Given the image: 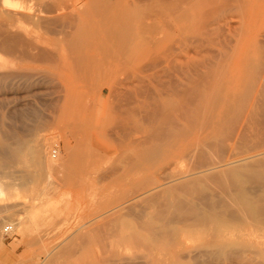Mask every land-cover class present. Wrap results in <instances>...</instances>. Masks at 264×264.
Segmentation results:
<instances>
[{
    "label": "rangeland",
    "instance_id": "1",
    "mask_svg": "<svg viewBox=\"0 0 264 264\" xmlns=\"http://www.w3.org/2000/svg\"><path fill=\"white\" fill-rule=\"evenodd\" d=\"M49 1L0 0V264H264V0ZM235 189L254 213L225 237L183 218Z\"/></svg>",
    "mask_w": 264,
    "mask_h": 264
},
{
    "label": "bare ground",
    "instance_id": "2",
    "mask_svg": "<svg viewBox=\"0 0 264 264\" xmlns=\"http://www.w3.org/2000/svg\"><path fill=\"white\" fill-rule=\"evenodd\" d=\"M43 1H44V0H43ZM48 1H49V0H48ZM49 2H50V1H49ZM44 3H45V2H44ZM99 3H100V2H99ZM104 3H105V2H104ZM107 3H108V2H107ZM47 4H48V3H47ZM54 4H55V3H54ZM23 6H24V5H23ZM106 6H107V5H106ZM43 7H44V6H43ZM22 8H23V7H22ZM41 8H42V7H41ZM41 8H40V9H41ZM42 9H43V8H42ZM35 10H36V8H35ZM45 10H46V9H45ZM45 10H44V11L42 10V11H43V12H46ZM40 11H41V10H40ZM102 11H103V10H102ZM11 13H12V12H11ZM16 13H17V12H16ZM18 13H19V12H18ZM12 14H13V13H12ZM19 15H21V14L19 13ZM23 16H24V15H23ZM29 18H30V17H29ZM39 18H40V17H39ZM3 24H4V23H3ZM5 25H6V24H5ZM87 26H88V25H87ZM3 28H4V27H3ZM10 28H11V27H10ZM5 29H6L7 31L9 30L7 27H6ZM27 29H28V28H27ZM79 29H80V28H79ZM28 30H29V29H28ZM7 31H5V30H3V29H0V36L3 37V39L5 38V40L9 42V40H11V38H10V36H9V34H10L9 31H10V30L8 31L9 34L7 33ZM11 31H13V30L11 29ZM17 31H18V30H17ZM32 31H33V30H32ZM78 31H79V30H78ZM34 32H35V31H34ZM26 33H27V34H26ZM26 33L21 34V36H22V35H25V36L27 35V36H26L27 39L23 38V40H24V39H25V40H31V39H28V38H30V35H28V32H26ZM78 33H79V32H78ZM80 33H81V32H80ZM16 34H17V32H16ZM94 34H95V33H94ZM79 35H80V34H79ZM16 36H17V35H16ZM71 36H72V35H70L69 37H71ZM13 38H14V35H13ZM15 38H16V37H15ZM20 38H21V37H19L17 40H18L19 42H22V43H23L22 46L24 47V45H25L24 43H28L29 41H28V42H27V41L25 42V40L23 41V40L20 39ZM31 38H32V37H31ZM73 38L75 39V37L73 36V37L71 38L72 40H70V41H69V39H68V41H69V43H70V46H72V49H73V50L75 49V51L72 50V52H73L74 54H78V53L80 54L81 51H82V49H81V48H78V45H79L78 42H77V44L74 45V43H76L75 40H74V43L72 44ZM15 40H16V39H15ZM38 40H39V39L36 40V43H35V39H34V40H33V41H34L33 44H31V41H30L28 44H26L25 49H23V50L25 51V54H24V55H25L26 57L29 56V53H31V51H32L33 49H35V46H36V45H37V47L40 49L39 46H40L41 44H40V43L38 44V42H39ZM76 40H77V39H76ZM78 41H79V40H78ZM0 42H1V39H0ZM2 42H3V40H2ZM14 42H15V41H14ZM84 42H85V41H84ZM6 43H7V42H6ZM1 44H2V43H1ZM3 44H4V42H3ZM3 44H2V45H3ZM9 44H10V42H9ZM81 45H82V44H81ZM16 46H17V45H16ZM16 46H15V47H16ZM74 46H75L78 50H80V51H77V49H76ZM86 46H87V45H86ZM86 46H85V47H86ZM18 47H19V46H18ZM18 47H17V48H18ZM45 47H48V46H45ZM73 47H74V48H73ZM26 49H27V50H26ZM2 50H3V49H1V51H2ZM11 50H12V49H11ZM13 50H15V49H13ZM40 50H41V49H40ZM40 50H38V51H40ZM48 50H50V49H48ZM15 51H17V49H16ZM29 51H30V52H29ZM43 52H44V51H43ZM49 52H50V51H48L47 53H49ZM8 53H9V52H8ZM13 53H14V52H13ZM13 53H12V54H13ZM22 53H24V52H22ZM47 53H46V51H45V54H43V53L41 52V53H40V56L37 55L36 57H37V58H39V57H41V58H47V55H48L49 58H53V59H54L53 56H52V57L49 56V55L52 54V51H51V54H47ZM12 54H11V55H12ZM26 54H27V55H26ZM82 54H83V53H82ZM32 57H33V56L31 55V57H29V58H32ZM36 57H35V58H36ZM33 58H34V57H33ZM262 73H263V72H262ZM215 74H216V73H215ZM211 75H212V74H211ZM261 76H262V75H261ZM6 78H7V77H6ZM218 78L220 79V77H218ZM204 79H205V78H204ZM207 82H208V81H207ZM218 82H219V80H218ZM211 83H212V81H211ZM209 85H210V83H209ZM212 87H213V85H212ZM224 87H225V86H224ZM251 87H252V86H250L249 90L251 89ZM197 88H198V87H197ZM205 88H206V87H205ZM216 88L218 89V87H216V85H215V89H216ZM188 89H189V88H188ZM213 89H214V88H213ZM219 89H220V88H219ZM252 89H253V87H252ZM200 90H201V89H200ZM263 90H264V89H263ZM215 91H216V90H215ZM223 91H224V90H223ZM223 91H222V92H223ZM208 92H209V91H207V93H208ZM212 92H213V91H211V95H212ZM219 92H221V90L218 91L217 94H218ZM213 93H214V92H213ZM250 93H251V92H250ZM255 93H256V92H255ZM262 93H263V92H262ZM262 93H261V94H262ZM203 94H204V92H203ZM217 94H216V95H217ZM232 94H233V93H232ZM258 94H259V93H258ZM263 94H264V93H263ZM182 95H183V94H182ZM208 95H210V94L208 93ZM216 95H215V96H216ZM204 96H205V94H204ZM212 96H213V95H212ZM215 96H214V97H215ZM220 96H222V95H220ZM229 96H230V95H229ZM252 96H253V95H252ZM259 96H260V94H259ZM259 96L256 95L255 97H259ZM209 97H211V96H208V100H209ZM246 97H247V96H246ZM248 97H249V96H248ZM184 98H185V97H184ZM231 98H233V97H230V99H231ZM241 98H242V97H241ZM211 99H212V101L216 102L215 99L213 100L212 97H211ZM216 99H217V98H216ZM222 99H223V98H222ZM222 99H221V100H222ZM244 99H245V98H244ZM244 99H243V100H244ZM263 99H264L263 95H262V99H261V96H260V101L263 100ZM181 100H182V99H181ZM208 100H207V102H208ZM221 100H220V101H221ZM258 100H259V99L257 98V101H258ZM220 101H219V102H220ZM260 101H259V102H260ZM184 102H185V100H184ZM184 102H183V103H184ZM186 102H189V101H186ZM199 102H200V101H199ZM207 102H206V103H207ZM217 102H218V101H217ZM230 102H231V100H230ZM259 102H258V103H259ZM208 103H209V102H208ZM220 103H221V102H220ZM262 103L264 104L263 101H262ZM217 104H218V103H217ZM255 104H256V102H255ZM255 104H254V105H255ZM259 104H260V105H259L260 107L257 106L258 109H256L257 107L255 108V110H257L256 112H257L258 114H256V112H254V111H252L251 114H253V115L256 114L255 116H257V117L259 116V118H260V116L262 117V115H263L264 113L262 112V114H259V113H261V110H260L259 108H261V109L263 110V109H264V106H263V108H262V107H261V103H259ZM191 105H192V104H191ZM206 105H207V104H206ZM211 105L214 106V104H211ZM215 105H216V104H215ZM244 105H245V104H244ZM256 105H258V104H256ZM256 105H255V106H256ZM185 106H186V105H185ZM198 106L200 107V105H198ZM232 106H233V105H232ZM248 106H249V105H248ZM248 106H247V108H248ZM183 107H184V105H183ZM188 107H189V105H187V108H188ZM199 107H197V109H198ZM209 107H210V106H209ZM214 107H215V106H214ZM202 108H203V110H201L202 112L198 110L199 113H201L200 116L202 115V116H201L202 121L197 120V123H198V122H202V125H201V123L198 124L199 127H200V125H201V126L204 125V127H205V125L208 124L207 121H206V122H207L206 124L203 123V120H204V122H205V119H208V118H206L207 115L204 117L205 114H204V115L202 114L203 112H205V109H204L205 107H202ZM207 108H208V107H207ZM234 108H235V107H234ZM251 108H253V107H251ZM253 109H254V108H253ZM253 109H251V110H253ZM176 110H177V109H176ZM211 110H213V109H211ZM251 110H250V111H251ZM185 111H186V110H185ZM195 111L197 112L196 109H195ZM207 111H208V113H207ZM207 111H206V113L209 114L210 111H209L208 109H207ZM228 111H229V110L227 109L228 116H230L231 114H230V112H228ZM245 111H246V110H245ZM169 112H170V111H169ZM193 112H194V111H193ZM196 112H195V113H196ZM170 113H171V112H170ZM185 113H186V112H184V114H185ZM215 113H216V112H215ZM227 113H226V114H227ZM234 113H235V112H234ZM234 113H233V114H234ZM236 113H237V112H236ZM239 113L242 114V113H246V112H239ZM168 114H169V113H168ZM189 114H190V112H189ZM196 114H197V113H196ZM196 114H194V115H196ZM212 114H213V113H212ZM226 114L224 113V115H223L224 118L226 117V116H225ZM229 114H230V115H229ZM247 114H250V113H247ZM247 114H246V115H247ZM165 115L167 116L166 113H165ZM253 115H252V116H253ZM169 116H170V114H169ZM169 116H168V117H169ZM185 116H186V115H185ZM198 116H199V115H198ZM198 116L196 115V118H197ZM209 116H210V114L208 115V117H209ZM211 116H212V115H211ZM220 116H221V115H220ZM228 116H227V119H228ZM239 116H242V115H239ZM250 116H251V115H250ZM250 116H245V117L248 119V120H247V123H245L246 125H244V127H243L242 124H241V123H243V122H241V123L239 124V126H242L243 128H242V127H240V128H242V129H244V130H247V129H245V126H246V128L249 127V126H248V123H249L248 121H249ZM252 116H251V117H252ZM263 116H264V115H263ZM168 117H167V119H169ZM171 117H172V114H171ZM174 117H175V116H174V114H173V118H174ZM186 117H187V116H186ZM202 117H204V118H202ZM212 117L215 118V115L212 116ZM212 117H211V118H212ZM236 117H238V116H236ZM243 117H244V114H243L242 117H240V119H242ZM245 117H244V119H243V121L245 120L244 122H246ZM248 117H249V118H248ZM257 117H255V118H251V119H252V122H253L252 124H254L255 122H257V123L260 122L259 124L261 125V124H262V123H261L262 120H261V121L257 120ZM175 118H176V117H175ZM175 118H174V119H175ZM198 118H199V117H198ZM209 118H210V117H209ZM262 118H263V117H262ZM262 118H261V119H262ZM176 119H177V118H176ZM183 119H184V118H183ZM230 119H231V116H230ZM233 119H234V120H232V122H233L232 124H230V125L228 126V123H227V127L224 128V132H223V134L220 132V134H222V136L219 135V133H218V135L220 136L221 139H223L224 141H226V144H227V141H228V140H229V141H232V140H233V141H235V142H238L237 145L239 146V144H240L239 142L242 141L241 144H242V147H244L243 143H245V141L240 140V139H241V131L238 130L239 128H238V125L236 124V123H238V122L235 120V118H233ZM237 119H238V118H237ZM253 119L255 120V122H254ZM194 120H195V118H194ZM211 120H212V122H213V118H212ZM222 120H223V119H222ZM263 120H264V118H263ZM186 121H187V118H186ZM219 121H220V120H219ZM234 121H236V122H234ZM180 122H181V121H180ZM215 122H216V121H215ZM169 123H170V122H169ZM210 123H211V122H210ZM210 123H209V124H210ZM223 123H224V122H223ZM223 123H222V124H223ZM263 123H264V122H263ZM159 124L161 125V123H159ZM170 124H171V123H170ZM176 124H177V123H176ZM181 124H182V123H181ZM181 124H180V125H181ZM193 124H194V123H193ZM193 124H192V125H193ZM222 124H221V125H222ZM196 125H197V124L195 123L194 127H195ZM211 125H212V124H211ZM217 125H218V124H217ZM236 125H237V126H236ZM173 126H174V125H173ZM198 126H197V127H198ZM224 126H225V125H224ZM252 126H253V125H252ZM256 126L259 127L258 124H256ZM176 127H177V125H176ZM179 127H180V126H179ZM192 127H193V126H192ZM199 127H198V129H199ZM210 127H211V126H210ZM254 127H255V126H254ZM262 127L264 128V125L260 126V128H259V129H256V130H259V132H260V130L263 129ZM159 128H161V126H160ZM180 128H181V127H180ZM190 128H191V127H190ZM200 128H202V127H200ZM207 128H208V127H207ZM163 129H164V128H163ZM182 130H183V129H182ZM185 130H187V129H185ZM190 130H191V129H190ZM196 130H197V129H196ZM225 130H226V131H225ZM244 130H243V132H242L243 135H244V134L247 135V134H246V131H244ZM256 130H255V131L252 130V131H254V132H252V133H254V137L260 136V134H261V132H262V131H261V132L259 133V132H256ZM157 131H158V130H157ZM164 131H165V130H164ZM201 131H202V130H201ZM222 131H223V130H222ZM168 132H169V131H168ZM194 132H195V131H194ZM198 132H199V131H198ZM244 132H245V133H244ZM184 133H186V132L184 131ZM255 133L258 134V135H255ZM153 134H154V133H153ZM169 135H172V133L169 134ZM215 136H216V135H215ZM219 136H218V138H219ZM261 136H263V135H261ZM261 136L258 137L257 139L255 138V141H254V140H253V141L256 143L257 141H259V140L261 139ZM252 137H253V136H252ZM161 138H162V137H161ZM173 138H175V137L173 136ZM173 138H172V139H173ZM212 138H213V137H212ZM215 138H217V136H216ZM234 138H236L237 140H236V139L234 140ZM245 138H246V137H245ZM259 138H260V139H259ZM157 139H158V138H157ZM159 140H160V139H159ZM219 140H220V139H219ZM223 140H222V143H223ZM244 140H247V139H244ZM161 141H162V140H161ZM217 141H218V140H217ZM233 141H232V142H233ZM253 141H252L251 144L256 146L257 143L254 144ZM246 142L249 143V141H246ZM260 142H261V141H260ZM262 142H263V141H262ZM204 143H205V142H204ZM216 143H217V142H216ZM224 143H225V142H224ZM258 143H259V142H258ZM21 144H23V143H21ZM199 144H200V142H199ZM199 144H198V145H199ZM241 144H240V145H241ZM245 144H246V143H245ZM251 144H249V146H250ZM259 144H260V143H259ZM163 145H164V144H163ZM231 145H232V146H234V145L236 146V144H232V143H231ZM175 146H176V145H175ZM238 146H237V147H238ZM255 146H250V147H251V148L254 147L253 149H255ZM257 146H258V145H257ZM263 146H264V145H263ZM228 147H229V146H228ZM228 147H227V148H228ZM245 147H248V146L245 145ZM239 148H240V147H239ZM251 148H250V149H251ZM4 149H5V148H4ZM40 149H41V148H40ZM232 149H233V148H232ZM234 149H235V148H234ZM234 149H233V150H234ZM242 149L244 150L245 153H249V155H248V154H247V155L251 157V155H250V153H251L250 150L247 151V150H246L247 148H246V149L242 148ZM248 149H249V148H248ZM260 149H262V148H260ZM260 149H259V148H258V149H255V151L257 152V150H260ZM6 150H7V149H6ZM229 150H230V149H229ZM243 150H242L241 152H243ZM213 151H214V150H213ZM239 151H240V150H239ZM239 151H238V152H239ZM246 151H247V152H246ZM55 152H56V153H55ZM244 152H243V154H245ZM252 152H253V151H252ZM261 152H262V151H261ZM6 153H7V152H6ZM189 153H190V152H189ZM231 153H232V152H231ZM239 153H240V152H239ZM158 154H160V153H158ZM207 154H208V153H207ZM260 154H261V153H260ZM52 156H53L54 158H57V157H58V150H57V149L53 150V155H52ZM157 156H159V155H157ZM221 156H222V154H221ZM230 156H231V155H230ZM230 156H228V159H230V158H229ZM234 156H235V155H234ZM238 156H239V155H238ZM248 156H246V157L250 159V157H248ZM255 156H256V155H255ZM257 156H258V155H257ZM7 157H8V156H7ZM206 157H207V155H206ZM252 157H253V156H252ZM8 158L11 159L10 156H9ZM50 158H51V157H50ZM58 158H59V157H58ZM247 158H246V160H247ZM184 159H185V158H184ZM197 159H198V158H197ZM207 159H208V158H207ZM243 159H244V158H243ZM243 159H242V160H243ZM54 160H55V159H54ZM190 160H191V159H190ZM216 160H217V159H216ZM240 160H241V159H240ZM242 160H241V161H242ZM12 161H13V160H12ZM195 161H196V160H195ZM207 161H208V160H207ZM237 161H238V160H237ZM237 161H235V162H237ZM54 162H56V160H55ZM220 162H221V161H220ZM222 162H224V161H222ZM222 162H221V163H222ZM225 162H226V161H225ZM225 162H224V164H221V165H225ZM130 163H131V162H130ZM133 163H134V162H133ZM203 163H205V162H203ZM207 163H208V162H207ZM213 163H215V161H214V162H210V165H213ZM229 163H230V162H229ZM229 163H228V164H229ZM216 164H217V168L220 167L219 160L217 161ZM231 164H232V162H231ZM204 165H206V164H204ZM204 165H202V166L204 167ZM218 165H219V166H218ZM229 165H230V164H229ZM234 165H237V164H234ZM3 166H4V165H3ZM195 167H196V165H195ZM221 167H224V166H221ZM229 167H230V166H229ZM198 168H199V167H198ZM211 168H212V167H211ZM217 168H215V169H217ZM230 168H231V167H230ZM234 168H235V167H234ZM234 168H233V169H234ZM209 169H210V168H209ZM236 169H237V168H236ZM236 169H235V170H236ZM239 169H240V168H239ZM212 170H214V168H213ZM231 170H232V169H231ZM235 170H234V171H235ZM241 171H242V170H241ZM245 171H246V170H245ZM258 171H259V170H258ZM187 172H188V171H187ZM198 172H201V171L198 170ZM198 172L196 171L197 174H198ZM211 172H212V171H211ZM220 172H221V171H220ZM236 172H237V171H236ZM236 172H235V173H236ZM160 173H161V172H160ZM191 173H192V174H191ZM214 173H215V172H214ZM248 174L251 175V172L248 173ZM248 174H247V175H248ZM165 175H166V174H165ZM187 175H189V174H187ZM190 175H193V170H192V172H190ZM190 175H189V177H190ZM198 175H199V174H198ZM252 176H253V175H252ZM262 176H264V174H263ZM162 177H163L162 179H164V176H162ZM191 177H192V176H191ZM193 177H194V175H193ZM260 177H261V176H260ZM262 178H263V177H262ZM176 179H177V178H176ZM191 179H192V178H190V179L188 180V182L191 181ZM200 179H201V178H200ZM212 180H213V179H212ZM255 181H256V180H255ZM204 182H205V181H204ZM236 182H237V181H236ZM217 183H218V182H217ZM234 184H236V183L234 182ZM241 184H242V182H241ZM1 186H2V185H1ZM185 187H186V185L184 186V188H185ZM188 187H190V186H188ZM191 187H192V186H191ZM216 187H217V186H215V188H216ZM234 188H235V187H234ZM254 188H255V187H254ZM263 188H264V184H263ZM157 189H158V192H157ZM162 189H164V188H163V186H162V184H161V185H156V186H154V187L151 188V189L149 188L147 192H149V193H150V192H153L154 195H155V193H157V195H159L161 192H162V193L164 192ZM194 189H195V188H194ZM255 189H256V188H255ZM184 190H185V189H184ZM186 190H188V189H186ZM190 190H191V188H190ZM224 190H225V189H224ZM257 190H258V188H257ZM257 190H255V191H257ZM262 191H263V190H262ZM0 192H3V188H1V187H0ZM186 192H187V191H186ZM189 193H190V192H189ZM223 193H224V196H223V198H221L222 200L219 202V203H220V206H219V203H218L217 205H216V204H215V205L213 204V207H212V205H211L212 208L210 209V211L207 212V213H204L205 215H203V216H201V217H199V215H200V214H198L199 211H197V213H195L194 211L191 212V213H193V214H191L192 216H194L195 214H197V215H195V217L189 216L190 211H189V210H188V211L185 210L184 207L181 205V207H180V211H181V213H183L185 216L187 215V217L184 216L183 218L188 219V217H190L191 219H193V221L190 220V219L188 220V221H191L190 223H192V226H193L194 224H195L196 226H197V225H198V226H200V225H203V226H204V224H206V223L209 224L208 222H210V224H212V225L214 226L213 229H215L217 232L219 231V233H220L221 231L223 232V231H224V230H223V229H224L223 227H225V224L222 223L221 221H219V220H221V219H225V218H227V217L230 218V216H232V217H236V216H237V218H238V219H242V221H245V220H243V219H248V220L251 219V221H252V213H254V212H253V211L251 212L249 209L247 210V209L243 206L244 203H243L242 200H241V197H242V194H243L242 191H240L239 189H235L234 192H233V191L226 190V191L223 192ZM223 193H222V194H223ZM153 194L150 195V196H151L150 199L154 196ZM187 194H188V193H187ZM263 194H264V193H263ZM263 194H262V195H263ZM130 195L132 196V195H134V194H131V193H130ZM130 195H129V196H130ZM157 195H155V196L157 197ZM146 196H147V195H146ZM159 196H160V195H159ZM257 196H258V195H257ZM143 197H144V196H143ZM148 197H149V196H147V198H148ZM164 197H165V196H164ZM204 197H205V196H204ZM212 197H213V195H212ZM243 197H244V196H243ZM243 197H242V198H243ZM259 197H261V196H259ZM147 198H146V200H147ZM153 198H154V197H153ZM157 198H158V197H157ZM161 198H162V197H161ZM213 198H214V197H213ZM256 198L258 199V197H256ZM262 198H264V196L261 197V199H262ZM163 199H164L163 201L165 202V198H163ZM184 199H185V198H184ZM205 199H208V198L206 197ZM218 199H220V198H218ZM152 200H153V199H152ZM143 201H144V200H143ZM147 201H148V200H147ZM161 201H162V200H161ZM263 201H264V200H261V202H260V203H262L261 205L263 206V209L261 208L262 206H260V204H259V205L257 204V206H256L257 208H258V206L261 208V209H260V214H261V211L264 210ZM157 202H158V201H157ZM190 202H191V201H190ZM256 202H257V201H256ZM258 202H259V200H258ZM155 203H156V201H155ZM162 203H163V202H162ZM136 204L138 205V203H136ZM164 204H165V203H164ZM187 204H189V203H187ZM193 204H194V203H193ZM206 204H207V203H206ZM160 205H161V202H160ZM166 205H167V204H166ZM185 205H186V203H185ZM245 205H246V204H245ZM161 206H162V205H161ZM193 206H194L195 209H197V210H199V209L201 208V207L199 208L198 205H197V207H196L195 205H193ZM193 206H192V208H194ZM132 207H133V206H132ZM140 207H141V206H140ZM157 207H158V206H157ZM159 207H160V206H159ZM164 207H165V206H164ZM182 207H183V211H182ZM141 208H142V207H141ZM141 208H140V210H141ZM192 208H191V209H192ZM198 208H199V209H198ZM221 208H223V209L220 210ZM133 209H134V208H133ZM133 209H132V210H133ZM1 210H2V209H1ZM184 210L187 212V214L184 212ZM255 210H256V209H255ZM255 210H254V211H255ZM161 211H162V210H161ZM161 211H160V212H161ZM178 211H179V210H178ZM200 211H201V210H200ZM256 211H257V210H256ZM160 212H159V213H160ZM164 212H165V211H164ZM257 212H258V211H257ZM135 213H136V212H135ZM200 213H202V212H200ZM258 213H259V212H258ZM132 214H133V213H132ZM167 214H168V212H167ZM140 215H141V214H140ZM161 215H162V213H161ZM163 215L167 217L169 214H168V215L163 214ZM170 215H171V214H170ZM253 215H254V214H253ZM263 215H264V214H263ZM106 216H107V215H106ZM142 216H143V215H142ZM171 216H172V215H171ZM256 216H257V215H256ZM179 217H180V216H179ZM167 218H168V217H167ZM256 218H257V217H256ZM114 219H115V218H114ZM146 220H147V218H146ZM172 220H173V219H172ZM180 220H181V218H180ZM229 220H231V219H229ZM175 221H176V220H175ZM182 221H183V219H182ZM222 221H223V220H222ZM236 221H238V220H236ZM251 221H249V222H251ZM4 222H5V221H4ZM113 222H114V221H113ZM145 222H146V221H145ZM170 222H171V221H170ZM219 222H220V223H219ZM5 223H6V222H5ZM8 223H9V222H8ZM137 223H138V222H137ZM167 223H168V222H167ZM190 223H185V225L188 226L187 224H189V226H191ZM246 223H248V222H246ZM246 223H245V224H246ZM16 224H17V222H16ZM150 224H151V223H150ZM150 224H148V223L146 222V225H150ZM232 224L234 225V223H232ZM146 225H145V226H146ZM151 225H152V224H151ZM153 225H154V223H153ZM153 225H152V226H153ZM195 225H194V226H195ZM20 226H21V225H20ZM222 228H223V229H222ZM13 230H14V225H13V224H11V225H5L4 228H3V231H4V232H8V233L12 232ZM116 232H117V231H116ZM147 232H148V231H147ZM173 232H174V231H173ZM224 232H225V231H224ZM150 233H151V232H150ZM169 233H170V231H168V234H169ZM219 233H217V236L219 235V237L222 238V236L225 237V235H227L229 232H228V233H226V232H225V233H222V234H223L222 236L220 235L221 233H220V234H219ZM127 235H128V234H127ZM149 235H150V234H149ZM170 235H172V234H170ZM173 235H174V234H173ZM1 236H2V235H1ZM173 237H174V236H172V238H173ZM219 237H218V238H219ZM172 238H171V239H172ZM211 238H212V237H211ZM163 239H164V238H163ZM1 240H2V238H1ZM169 241H170V240H169ZM175 242H176V241H175ZM1 243L3 244L2 241H1ZM171 243H173V241H172ZM2 244H1V245H2ZM165 244L167 245V242H166ZM168 246H169V245H168ZM168 246H167V247H168ZM164 249H165V248H164ZM175 250H176V249H175ZM156 259H157V258H156ZM163 260H164V259H163ZM163 260H162V261H163ZM162 261H161V262H162ZM164 263H165V261H164Z\"/></svg>",
    "mask_w": 264,
    "mask_h": 264
},
{
    "label": "built area",
    "instance_id": "3",
    "mask_svg": "<svg viewBox=\"0 0 264 264\" xmlns=\"http://www.w3.org/2000/svg\"><path fill=\"white\" fill-rule=\"evenodd\" d=\"M56 153V152H55Z\"/></svg>",
    "mask_w": 264,
    "mask_h": 264
}]
</instances>
